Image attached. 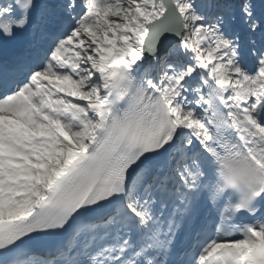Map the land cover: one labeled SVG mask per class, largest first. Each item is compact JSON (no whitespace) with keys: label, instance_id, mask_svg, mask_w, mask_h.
Segmentation results:
<instances>
[{"label":"snow or ice","instance_id":"obj_1","mask_svg":"<svg viewBox=\"0 0 264 264\" xmlns=\"http://www.w3.org/2000/svg\"><path fill=\"white\" fill-rule=\"evenodd\" d=\"M0 264H264V0H0Z\"/></svg>","mask_w":264,"mask_h":264}]
</instances>
